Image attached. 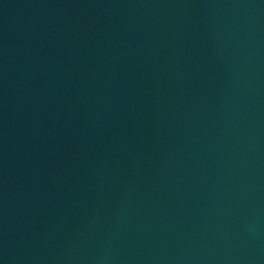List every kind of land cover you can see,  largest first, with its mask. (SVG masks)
Masks as SVG:
<instances>
[{"label":"water","instance_id":"obj_1","mask_svg":"<svg viewBox=\"0 0 264 264\" xmlns=\"http://www.w3.org/2000/svg\"><path fill=\"white\" fill-rule=\"evenodd\" d=\"M0 264H264V0H0Z\"/></svg>","mask_w":264,"mask_h":264}]
</instances>
